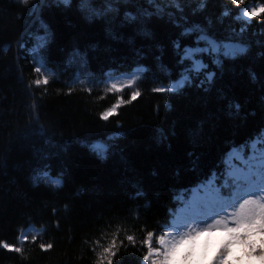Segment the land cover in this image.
<instances>
[{
    "label": "trees",
    "instance_id": "trees-1",
    "mask_svg": "<svg viewBox=\"0 0 264 264\" xmlns=\"http://www.w3.org/2000/svg\"><path fill=\"white\" fill-rule=\"evenodd\" d=\"M257 3L122 0L106 23L80 0L36 14L0 0V264H101L113 242V264H147V233L157 248L193 188L213 180L227 205L246 198L264 171L237 180L226 154L264 145V20L242 16ZM196 48L208 49L193 51L198 74L185 57ZM183 75L182 89L154 91Z\"/></svg>",
    "mask_w": 264,
    "mask_h": 264
},
{
    "label": "snow or ice",
    "instance_id": "snow-or-ice-1",
    "mask_svg": "<svg viewBox=\"0 0 264 264\" xmlns=\"http://www.w3.org/2000/svg\"><path fill=\"white\" fill-rule=\"evenodd\" d=\"M64 5H69L71 3V0H60ZM122 0H80V6L82 9H86V16L88 20L91 22L93 20H104L106 23H111V20L114 18L110 16L111 13H117L119 11L118 7H114L113 5H118L121 3ZM123 2H127V0H123ZM206 2V0H205ZM244 2V0H231L232 5L239 6ZM21 3L28 7L30 12H33V14H36L42 10V5L46 3V0H34L33 4H29V0H21ZM101 4L105 5L103 9H101ZM201 8L204 7V3H201ZM126 16H130L131 20H135L136 17L131 16L130 14L126 13ZM230 15L229 11H224L223 16ZM242 16L244 18H247L248 20H251L253 17L260 18L261 20H264V4L257 3L255 6L251 7L250 9L245 7V9L242 12ZM46 27V25H44ZM245 29H241L243 31ZM110 31V29H109ZM144 34H148L145 30ZM191 32V29H186L183 34H187ZM206 37L201 36L200 39H205ZM210 43H213V51H218V46L215 45L214 42L210 41ZM175 48L179 49L180 44L179 41H176L174 44ZM193 51L195 52H207V48H196L194 50L192 49H185V57L189 60H192L193 57ZM225 55H228V53H225ZM159 59V57L157 58ZM193 67L189 69V71L199 73L200 69L207 68L206 64H202L199 60H192ZM37 72L40 71L39 68L36 69ZM147 71V69H146ZM214 73H208L207 79L209 81L212 80ZM252 79L255 80L256 76L255 73H252ZM188 80L187 75H183L180 79L176 80L175 83L170 84L168 88L165 87H158L155 88L154 91L157 93H165V92H175L177 89H182L185 85V81ZM47 77L41 79H36L34 83L36 85L48 84ZM128 85H131L133 83V80L127 81ZM120 88L117 84L112 83L109 91H118ZM140 95L138 91H134L131 93L130 100L134 101L137 99V97ZM118 105H114L111 109L104 111L101 113V117L107 121L109 117L116 111ZM166 107H170V104H166ZM236 108L239 109V105H236ZM260 152L261 155L257 159L256 164L253 165V167H259L261 171H264V145L260 146ZM239 152V149H237ZM249 149L247 146H244L243 151L239 153V155H236L234 153H228L226 155L231 156V167L235 168H244L245 165L248 163L246 154L248 153ZM255 149L253 150V153H255ZM54 184H60L61 181L54 180ZM219 195V194H217ZM246 198L240 197L237 200H234L231 205H222L219 207L216 211L213 212V215L218 216L219 218L213 221L214 225H222L225 228H227V222L229 220L233 221L236 225L235 228H241V231L239 233L231 232L226 237V240L231 243L233 242V239L237 241H242L244 239V236H241L240 233L244 232V229L248 226H252L258 229H261L260 226L264 225V196L257 197L254 192H248L245 194ZM232 207L233 211L231 213H226L225 208ZM221 212H225L223 216L220 215ZM203 223H206V221H201ZM184 225H180V227H183ZM190 230L187 233H181L179 235V238L168 240L165 238V236H160L158 238V243L161 245L160 248H153L150 243V238L153 236L152 232L147 233V237L144 241L145 244L148 245L147 251L143 255V261L149 262V264H172V261L174 258L177 257V252L179 251L182 242H186L188 237L192 236L193 234H198V232L195 229L191 228V225L188 226ZM264 232V231H262ZM27 239V237H25ZM35 239V238H34ZM127 239L129 241L133 240L132 236H128ZM3 247L5 249H11V245L7 243H3ZM52 245H41V248H51ZM259 247H257L256 251L259 252ZM14 251L20 252V248H15ZM223 249L220 250V253H218L214 260L217 264V261H219L222 258ZM98 255L102 258L101 264H113V257L115 255V242L109 247H105L102 252L98 253ZM180 255H183L184 258L190 259V253L185 250L180 253Z\"/></svg>",
    "mask_w": 264,
    "mask_h": 264
},
{
    "label": "rangeland",
    "instance_id": "rangeland-1",
    "mask_svg": "<svg viewBox=\"0 0 264 264\" xmlns=\"http://www.w3.org/2000/svg\"><path fill=\"white\" fill-rule=\"evenodd\" d=\"M249 169V165L239 169L231 167L230 174L235 177H246ZM211 182L212 181H210V183L206 186H202L200 190L193 191V194L187 203L176 211L175 217H173L171 224L164 235L168 240L179 238L181 233H187L190 230L188 227L189 225H191V228L195 229L199 233L195 239L188 241L186 244H182L179 251L177 252V257H179L180 253L185 250L190 253L188 264H192V261L196 259L198 253L201 254V259H211L212 264H216L214 258L210 257V253L214 251V238L217 232H219V229H207L206 227L207 224L213 223L214 220L219 218L218 216L213 215V212L217 210L215 201L219 198L217 195V188ZM199 191L202 193L197 195ZM248 191L254 192L257 195L261 193L262 188L258 186L257 183H254L251 185L250 190ZM196 200H200V206L205 210L204 217L202 212L198 210V207L200 206L196 203ZM224 214L225 212L220 213L221 216ZM201 221H206V223ZM180 225L184 226L180 227ZM217 226L220 228H225L222 225ZM234 227H236L235 223L229 220L227 222V228ZM222 239H224L223 235H221V240ZM225 243H228V241ZM219 244L220 241H215V246H219ZM160 247L161 245L159 244V248ZM174 261H176V258H174ZM177 264H181V262L177 261Z\"/></svg>",
    "mask_w": 264,
    "mask_h": 264
},
{
    "label": "clouds",
    "instance_id": "clouds-1",
    "mask_svg": "<svg viewBox=\"0 0 264 264\" xmlns=\"http://www.w3.org/2000/svg\"><path fill=\"white\" fill-rule=\"evenodd\" d=\"M206 227L207 229H219L214 238V251L210 253V257L214 258L223 249L222 258L217 261V264H264V232L258 228L248 226L244 229V239L242 241L233 239V242L225 243L229 233H239L241 228H220L213 223L207 224ZM260 228H264V225H261ZM197 235L199 233L193 234L188 237L186 242L182 243L186 244L188 241L195 239ZM221 235L224 237L222 240ZM217 240L220 241L219 246H215ZM257 247L260 249L259 252L256 251ZM177 261L181 264H188L189 259L180 255L176 257V261H172V264H177ZM192 264H212V262L211 259H201V254L198 253Z\"/></svg>",
    "mask_w": 264,
    "mask_h": 264
},
{
    "label": "bare ground",
    "instance_id": "bare-ground-1",
    "mask_svg": "<svg viewBox=\"0 0 264 264\" xmlns=\"http://www.w3.org/2000/svg\"><path fill=\"white\" fill-rule=\"evenodd\" d=\"M176 217H177V215H176Z\"/></svg>",
    "mask_w": 264,
    "mask_h": 264
}]
</instances>
